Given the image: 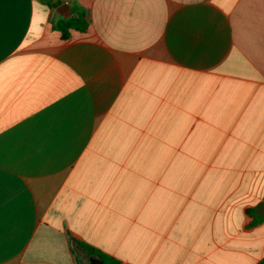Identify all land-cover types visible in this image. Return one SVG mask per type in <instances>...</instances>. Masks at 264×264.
<instances>
[{
	"label": "crops",
	"instance_id": "0c3cea01",
	"mask_svg": "<svg viewBox=\"0 0 264 264\" xmlns=\"http://www.w3.org/2000/svg\"><path fill=\"white\" fill-rule=\"evenodd\" d=\"M49 4L0 0V264H260L264 0Z\"/></svg>",
	"mask_w": 264,
	"mask_h": 264
},
{
	"label": "trees",
	"instance_id": "16d2710c",
	"mask_svg": "<svg viewBox=\"0 0 264 264\" xmlns=\"http://www.w3.org/2000/svg\"><path fill=\"white\" fill-rule=\"evenodd\" d=\"M45 5L50 6L52 0H41ZM56 7L59 6V3H56ZM87 27V22L82 15H78L75 18H70L63 20L59 18L55 24H53V29L60 33L63 40L67 39L69 36L68 30L74 29L76 31H84ZM72 251L78 257L84 261V264H89L90 258H99L103 264H117V262L104 254H101L98 251L92 250L88 246L73 240ZM260 264H264V260Z\"/></svg>",
	"mask_w": 264,
	"mask_h": 264
},
{
	"label": "water",
	"instance_id": "95a60500",
	"mask_svg": "<svg viewBox=\"0 0 264 264\" xmlns=\"http://www.w3.org/2000/svg\"><path fill=\"white\" fill-rule=\"evenodd\" d=\"M68 10H69V6L67 4H63L55 9V13L65 20L69 17V14H67ZM262 211H264V204H261V206L259 207L260 214L264 215V212ZM90 264H103V263L100 259L91 258Z\"/></svg>",
	"mask_w": 264,
	"mask_h": 264
}]
</instances>
